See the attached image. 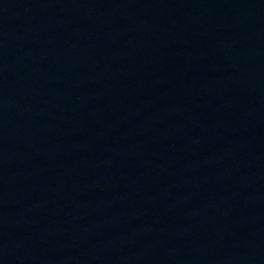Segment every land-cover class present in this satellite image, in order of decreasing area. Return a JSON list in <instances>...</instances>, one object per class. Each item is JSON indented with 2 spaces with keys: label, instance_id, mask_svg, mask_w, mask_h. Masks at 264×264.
<instances>
[{
  "label": "water",
  "instance_id": "95a60500",
  "mask_svg": "<svg viewBox=\"0 0 264 264\" xmlns=\"http://www.w3.org/2000/svg\"><path fill=\"white\" fill-rule=\"evenodd\" d=\"M0 264H264V0H0Z\"/></svg>",
  "mask_w": 264,
  "mask_h": 264
}]
</instances>
